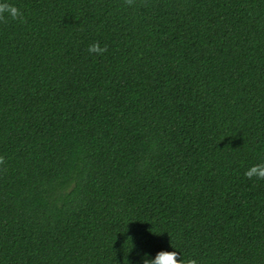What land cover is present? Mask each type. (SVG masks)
<instances>
[{
  "label": "trees",
  "instance_id": "1",
  "mask_svg": "<svg viewBox=\"0 0 264 264\" xmlns=\"http://www.w3.org/2000/svg\"><path fill=\"white\" fill-rule=\"evenodd\" d=\"M8 3L0 264H264V0Z\"/></svg>",
  "mask_w": 264,
  "mask_h": 264
},
{
  "label": "clouds",
  "instance_id": "2",
  "mask_svg": "<svg viewBox=\"0 0 264 264\" xmlns=\"http://www.w3.org/2000/svg\"><path fill=\"white\" fill-rule=\"evenodd\" d=\"M135 0H124L126 6H133ZM9 19L24 22L25 16L21 8L8 3V0H0V22H7ZM108 50L107 46L101 47L100 43L94 42L89 45L88 52L94 55H103ZM5 163V158L0 156V165ZM245 176L249 179L256 178L264 180V162L255 164L245 171ZM173 249V245H171ZM143 264H199L194 257H184L178 251H160L155 258H150L148 254L143 257Z\"/></svg>",
  "mask_w": 264,
  "mask_h": 264
}]
</instances>
